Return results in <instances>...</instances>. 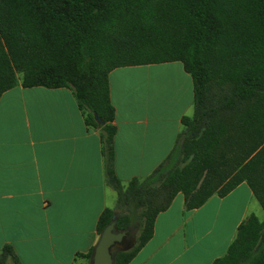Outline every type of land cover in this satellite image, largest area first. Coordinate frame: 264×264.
Masks as SVG:
<instances>
[{
    "label": "trees",
    "instance_id": "trees-1",
    "mask_svg": "<svg viewBox=\"0 0 264 264\" xmlns=\"http://www.w3.org/2000/svg\"><path fill=\"white\" fill-rule=\"evenodd\" d=\"M169 62L192 80L193 114L181 118L165 160L124 186L109 74ZM17 85L70 89L85 125L99 131L116 205L101 212L97 236L114 213L118 229L139 226L114 264L145 246L178 193L191 211L245 183L264 212V0H0V98ZM92 248L79 256L89 260ZM0 264L22 263L6 244ZM212 264H264V219L246 216Z\"/></svg>",
    "mask_w": 264,
    "mask_h": 264
},
{
    "label": "crops",
    "instance_id": "crops-1",
    "mask_svg": "<svg viewBox=\"0 0 264 264\" xmlns=\"http://www.w3.org/2000/svg\"><path fill=\"white\" fill-rule=\"evenodd\" d=\"M177 65L129 66L109 74L115 171L124 186L165 160L182 129L181 118L193 114L192 80L182 64L184 80L169 93L176 105L162 107L151 100L152 70ZM253 200L242 183L225 197L214 195L186 211L178 193L128 264H212L226 253ZM115 203V192L104 180L99 131L85 125L70 89L17 85L1 96L0 250L11 245L22 264H83L79 255L94 246L101 212ZM233 215L230 232L219 240ZM219 217L217 240L211 227H204Z\"/></svg>",
    "mask_w": 264,
    "mask_h": 264
},
{
    "label": "rangeland",
    "instance_id": "rangeland-1",
    "mask_svg": "<svg viewBox=\"0 0 264 264\" xmlns=\"http://www.w3.org/2000/svg\"><path fill=\"white\" fill-rule=\"evenodd\" d=\"M178 65L180 66H176L175 68L172 67H162V68H156L154 69V72L152 70V81H154L153 86H151V94L153 95L154 98H151L152 102L156 103L159 106L162 107H172L176 105V99H171L172 95H169V93H171L172 89H173V85L176 84V81H181L183 79V70L182 72L180 71V69H182L181 67V63L176 62ZM156 67H160V65H154ZM162 66V65H161ZM179 68V71L176 72V68ZM176 69V70H175ZM180 73V76L179 73ZM178 74V75H177ZM173 78V79H172ZM165 94V95H164ZM115 192V191H114ZM116 195V193H115ZM116 205V203H115ZM115 205L112 208H115ZM228 205L224 206V209L226 210ZM236 209V207H235ZM234 209V210H235ZM239 206L236 209L237 214L239 215ZM246 215L245 216H249L250 214H254L256 215L260 220L263 218L264 216V212L261 209V207L259 206L258 202L256 200H253L246 209ZM220 214L223 215V208L220 210ZM236 215H233L230 219V222L227 224V226L225 227L224 231V235L219 237V240H221L228 232H230V228L232 225V222L236 219ZM244 220V219H242ZM207 227H204V229L208 230L211 227V235L214 234L213 237H217L218 240V236H217V232L220 230V217L214 221L213 225L212 223H207L206 224ZM136 227H138V230L134 233L135 236L137 237L139 234V226L136 225ZM135 228V227H134ZM133 229V228H131ZM228 230V231H227ZM83 264H89V260L85 258Z\"/></svg>",
    "mask_w": 264,
    "mask_h": 264
},
{
    "label": "water",
    "instance_id": "water-1",
    "mask_svg": "<svg viewBox=\"0 0 264 264\" xmlns=\"http://www.w3.org/2000/svg\"><path fill=\"white\" fill-rule=\"evenodd\" d=\"M96 122L101 125V119L95 115ZM117 214L114 213L110 222L100 232L89 258V264H114L115 256L119 252L130 250L136 242L133 229H118Z\"/></svg>",
    "mask_w": 264,
    "mask_h": 264
}]
</instances>
